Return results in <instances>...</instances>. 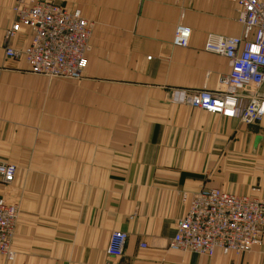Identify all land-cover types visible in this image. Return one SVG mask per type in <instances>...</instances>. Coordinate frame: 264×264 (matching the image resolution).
I'll use <instances>...</instances> for the list:
<instances>
[{
	"label": "crops",
	"instance_id": "1",
	"mask_svg": "<svg viewBox=\"0 0 264 264\" xmlns=\"http://www.w3.org/2000/svg\"><path fill=\"white\" fill-rule=\"evenodd\" d=\"M37 1L78 10L93 25L91 49L78 81L30 74L4 57L14 0H0V163L17 169L0 198L18 207L14 258L0 264H264V238L243 255L168 249L183 194L204 187L264 201V118L246 126L184 103L185 93L218 91L229 73L204 47L211 34L242 35L235 6ZM178 25L191 30L183 49L172 46ZM112 232L127 236L121 258L106 253Z\"/></svg>",
	"mask_w": 264,
	"mask_h": 264
},
{
	"label": "built area",
	"instance_id": "2",
	"mask_svg": "<svg viewBox=\"0 0 264 264\" xmlns=\"http://www.w3.org/2000/svg\"><path fill=\"white\" fill-rule=\"evenodd\" d=\"M237 9L240 37L209 35L205 51L227 60L229 73L219 80L218 91L201 89L185 93L184 103L194 110L242 125H256L264 118V0H223ZM12 24L2 36L7 61H23L32 75L49 80L78 81L90 51L92 23L78 10L37 0H14ZM28 35L25 45L17 46L19 35ZM191 30L175 28L172 46L186 48ZM16 166L0 163V185H10ZM187 203L185 216L175 226L168 249L213 257L248 254L264 238V201L201 187L182 195ZM18 220V207L0 198V257L13 261L11 244ZM126 234L112 232L106 253L112 258L124 255Z\"/></svg>",
	"mask_w": 264,
	"mask_h": 264
},
{
	"label": "rangeland",
	"instance_id": "3",
	"mask_svg": "<svg viewBox=\"0 0 264 264\" xmlns=\"http://www.w3.org/2000/svg\"><path fill=\"white\" fill-rule=\"evenodd\" d=\"M14 5V4H13ZM13 7V6H12ZM11 11H12V9H11ZM90 49H91V47H90ZM90 52V51H89Z\"/></svg>",
	"mask_w": 264,
	"mask_h": 264
}]
</instances>
